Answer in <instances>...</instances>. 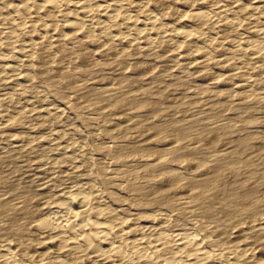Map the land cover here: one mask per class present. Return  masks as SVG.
I'll return each instance as SVG.
<instances>
[{"label": "rangeland", "instance_id": "obj_1", "mask_svg": "<svg viewBox=\"0 0 264 264\" xmlns=\"http://www.w3.org/2000/svg\"><path fill=\"white\" fill-rule=\"evenodd\" d=\"M0 264H264V0H0Z\"/></svg>", "mask_w": 264, "mask_h": 264}, {"label": "bare ground", "instance_id": "obj_2", "mask_svg": "<svg viewBox=\"0 0 264 264\" xmlns=\"http://www.w3.org/2000/svg\"><path fill=\"white\" fill-rule=\"evenodd\" d=\"M49 228L48 232L53 234L55 238L60 239L64 243L67 251L73 248H88L95 242L111 247L104 237V228L86 226L81 217L74 212L57 215L53 218L52 225ZM94 257L104 262L109 259L108 256H103L98 253H95Z\"/></svg>", "mask_w": 264, "mask_h": 264}]
</instances>
